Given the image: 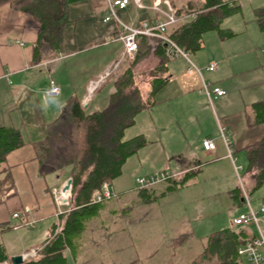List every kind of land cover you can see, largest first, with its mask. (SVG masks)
<instances>
[{"label":"crops","instance_id":"crops-1","mask_svg":"<svg viewBox=\"0 0 264 264\" xmlns=\"http://www.w3.org/2000/svg\"><path fill=\"white\" fill-rule=\"evenodd\" d=\"M111 1L114 0L71 3L59 51L38 62L33 60L38 22L29 13L13 9L9 4L0 6V125L19 128L26 142L9 152L0 164V224L10 226L8 233L13 232L18 239L11 255L40 248L42 241L48 238L52 223L57 222L51 189L69 179L65 173L42 177L38 172L33 143L45 136L46 124L58 115L66 98L75 94L82 100L88 81L118 58L122 47L117 37L122 26L137 27L154 18V0H143L145 8H137L130 0L124 7H116L111 19L105 21ZM170 1L181 9L180 15L184 19L189 15L186 11L188 4L192 9L199 8V0ZM234 33L235 39L241 36ZM257 37L256 33L252 37L249 35L248 42L243 45L232 41L233 38L217 54L218 62L210 60L199 67L200 73L189 71L192 69L189 64L180 71H172L167 65L171 59L168 57V80L155 93L156 103L140 112L131 126L136 128L133 136L143 134L148 143L128 158L121 175L111 182L116 197L100 203L96 215L81 219L79 238L72 248L65 250L66 259L69 258L71 264H142L141 258L153 257L160 250L159 246L149 247L145 255L140 254V243L145 246L139 237L141 233L133 235L138 243L136 246L131 234V230H135L130 228L132 221L142 226L151 219L133 218L129 224L127 215L135 207L159 203L175 192L188 198L192 194L190 190L215 182V179L219 180L215 183L219 194V184L225 185L220 177L227 175L224 166L235 169L220 137V127L225 129L233 143L234 156L243 173L246 166L243 149L264 137V124L254 122L253 108L254 103L264 100V39L257 42ZM163 53L160 41L149 37L147 52L135 62L133 69L139 66L145 68L144 73L151 71L162 63ZM212 62L216 67L208 70L207 66ZM49 78H54L59 85L58 96L45 94ZM202 79L223 88L225 95L209 100L200 94L197 89ZM106 83L95 89L85 107L93 104L94 111L106 104L112 90L99 99ZM142 83L137 82L139 88L145 90L144 93L141 91L143 97H147L149 81ZM205 137L214 140L213 150L203 149L201 142ZM131 160L134 161L128 166ZM166 168L186 170L177 179L185 176L184 184L177 186L168 181L156 184L145 190L146 193H155L154 201L142 200L137 189L132 188L134 177ZM240 180L252 189L253 180L248 174ZM231 187L225 191H228L232 203L243 204L241 192L238 200L232 195L240 185ZM130 196L137 198L133 200ZM25 207L30 208L28 213L24 212ZM16 212L21 214L20 218L12 217ZM28 221H33V228L27 225ZM181 234L183 232L173 229L172 234H167L169 242L165 246ZM184 234L186 237L193 235L192 232ZM112 258L114 262H111Z\"/></svg>","mask_w":264,"mask_h":264},{"label":"trees","instance_id":"trees-1","mask_svg":"<svg viewBox=\"0 0 264 264\" xmlns=\"http://www.w3.org/2000/svg\"><path fill=\"white\" fill-rule=\"evenodd\" d=\"M77 1L80 0H0V6L9 4L13 9L29 13L38 22L33 49V60L38 62L59 51L64 26L69 20V5ZM236 2L199 0V8L196 9L188 4L186 11L193 17L173 27L169 32L170 38L183 50L194 54L202 48L206 32L215 31L220 39L235 36L236 33L221 25L225 18L240 11ZM177 11L181 13V9ZM254 15L259 30L264 32V6L255 8ZM148 44L149 37L138 38L134 58L114 78V90L101 109L88 112L81 104V96L70 95L58 115L46 124L45 136L33 143L39 174L46 177L65 173L66 178H71V199L69 208L58 214V223H52L50 235L42 241L36 256L29 257L20 264H66L65 250L72 248L79 238L81 219L98 212L100 203L91 202L92 192L100 189L104 182L111 183L119 177L128 158L148 143L143 134L123 138L125 130L135 124L136 116L156 103L155 93L168 80V57L163 53L162 63L149 71L150 91L147 97H143L132 68L146 54ZM253 108L254 122L264 124V100L254 103ZM25 143L19 128L0 125V164L9 152ZM243 151L246 166L242 178L244 174H248L253 180L252 190H255L264 183V137L246 146ZM185 181L186 177L183 176L181 180L168 182L178 186ZM146 189L148 188L137 189L138 194L145 202H151L155 195L148 197L150 192L146 193ZM240 192L239 187L233 191L235 200L239 199ZM240 196L242 197L241 193ZM10 228L0 224V235ZM250 236L242 228L213 231L205 237L202 253L190 264L212 258H216L218 264H243L237 255V248ZM185 238L186 234H181L169 246H179ZM5 261L12 264L0 239V263Z\"/></svg>","mask_w":264,"mask_h":264},{"label":"rangeland","instance_id":"rangeland-1","mask_svg":"<svg viewBox=\"0 0 264 264\" xmlns=\"http://www.w3.org/2000/svg\"><path fill=\"white\" fill-rule=\"evenodd\" d=\"M236 1V3L240 6V11L225 18L222 22L221 27H228L232 32L240 33L239 35L241 36H237L239 38L236 39L234 38L236 35L231 37L230 39H220L215 31H209L205 33L202 39V48L195 54L190 53L185 59L183 57L171 58L167 62L168 67L172 71H180V69L185 68L188 64L190 66L193 65L199 68L207 64L210 60H216L218 62L217 54L222 50L224 45L233 38L235 40L232 41H239V45H243L245 41L248 42L249 35L252 37L254 33L258 35V37L256 38L257 42L264 39V34L259 30L254 15V9L264 6V0ZM83 59L84 57L82 58V60ZM132 59L133 58L129 57L123 58L118 66H115L114 64L111 67V74H109L107 76V79L105 80V82L107 81V83L99 93V99L103 94L109 92V90L113 91L114 87L112 83L114 78H116L123 71L128 63L132 61ZM231 63L232 62H230V64ZM133 68L132 71L135 76L136 82L140 84L142 82L149 81L150 75L149 72L144 73L145 68L139 66L135 69ZM139 68H143L144 70L140 69V71ZM203 73L204 72H202V74ZM136 74H138V76ZM140 88L144 93V88ZM92 105H90L89 107H85L86 111H92ZM139 126L140 123L137 127ZM135 129V127L127 128L124 132L123 138L127 139L132 137L134 134L133 131L135 132ZM132 161L134 160H131L128 166L133 163ZM235 165H240L239 160L235 161ZM224 167L225 168L223 169V171L225 172V174L227 172V175L220 177V180L222 179L225 181V185L219 184V194L215 184L216 182L219 183V180L215 179V182H207V184H203L205 187L201 185L190 190L192 194L188 198H186L184 194H178L175 192L172 194H168V196L164 198L165 200H161L159 203H152L147 206L135 207L133 208V210H131L130 214L127 215L129 224L132 220H134L133 218L145 217V219L147 220L151 219L148 223H145L142 226H138L137 222L134 223V221H132L130 224V228L135 230L134 232L131 230L135 245L138 246L137 240L133 236L134 233H141L139 234V237L140 240L142 238L141 241L145 245L144 247H142L140 243V246L138 248L139 253L145 255L149 247L152 248L155 245L159 246L160 249L153 257L141 258L143 261L142 264H190L200 253H202V243L204 242L206 235H209L213 231L222 228H232L234 230L242 228L249 234H256L258 232V228L255 224L241 226H236L233 224V219L236 218L240 213L248 212L249 208L246 204H233L228 191H225L226 188H229V186L231 187L240 185V178L242 179V170H239L237 173L235 169L233 171L230 170V168L226 165ZM140 176L143 175L141 174L134 177L133 183H135V179ZM231 183L233 185H231ZM244 187L247 190L248 194H250L251 207L253 208V210L257 211L261 203H264V187L260 186L255 190H252L247 185H244ZM132 188H136V184H132ZM149 192L150 194H148V197L152 198L155 193L153 191ZM130 198L135 200L137 196H130ZM180 202L181 204H179ZM177 204L178 206H175ZM156 213H158V217H155ZM155 218L161 219L156 220ZM176 219L177 222H175ZM258 226L262 232V235L264 236L263 215H260L258 217ZM173 229H178L180 232H183V234L184 232H192L193 235L190 234V236H187L179 246L177 245L175 247V249L173 247H169V245H166V247L165 243L169 240L166 238L167 234H172ZM0 239L5 245L9 257L11 258L13 255H11L10 251L15 248L18 240L17 237H15V234L13 232L8 233V231H5L0 235ZM26 248L27 247H25L24 249ZM38 249L39 248L34 249L36 253ZM30 250L31 249H26L25 252H22L26 253ZM36 253L33 256L29 257H35ZM172 253L174 255H172ZM111 260V262H114V258H112ZM121 261L122 260H120L119 262ZM0 264H10V262L6 261V263ZM67 264H71V260L69 258L67 260ZM198 264H218V261L216 258H212L209 260L203 259L202 261L198 262Z\"/></svg>","mask_w":264,"mask_h":264},{"label":"built area","instance_id":"built-area-1","mask_svg":"<svg viewBox=\"0 0 264 264\" xmlns=\"http://www.w3.org/2000/svg\"><path fill=\"white\" fill-rule=\"evenodd\" d=\"M130 0H114L111 1L108 5L107 15L104 17V20L107 21L111 19L114 15L116 7H124ZM132 3L137 8H145L143 0H131ZM152 9L154 10V18L152 20H146L141 22L137 27H127L122 26L120 29L117 39L121 43V51L119 53L118 59H116L109 67H107L102 73L97 75L95 78L90 79L86 85V94L81 100V104L85 106L88 103V100L91 94L97 89L105 80L107 76L111 74V67L115 64L118 66L123 58L129 57L134 58L137 51V40L139 37L145 36L150 38H156L160 41L163 46L164 53L169 58L175 57H184L187 58L188 52L179 47L169 36L170 30L184 22V19L180 13H178L177 8L173 6L170 0H154L152 3ZM193 17L188 15L187 19ZM216 67V63L212 62L207 66L208 70H213ZM192 69L189 71H195L200 73V69L191 65ZM60 87L57 84L54 78H49L48 88L45 90L47 96H58L60 94ZM197 91L200 94L205 95L209 100L212 98H217L225 95L226 91L217 85H212L210 82L201 80V84L198 87ZM220 137L222 138L228 157L235 163V148L225 129L220 127ZM201 145L204 150L211 151L215 148V142L210 137H205ZM235 171L238 173L242 167L235 165ZM186 170H180L175 168H166L163 170L155 171L135 179V184L137 189L150 188L156 184L177 180ZM241 179V178H240ZM65 180L59 186H55L51 189V194L56 205L55 218L56 223H58V214L65 211L70 205L71 199V188L64 189L66 185ZM240 180V190L242 195L243 204H246L249 208L248 212L240 213L236 218L233 219V224L236 226L240 225H256L258 232L250 236L244 243L238 246L237 255L242 261L243 264H264V236L258 226V217L260 215L264 216V203H261L257 211L253 210L251 207L250 194H248L244 185H242ZM116 197V192L114 191L111 183L104 182L100 189H97L92 192L91 202L93 203H102L105 200H109ZM24 212L28 213L30 211L29 207H25ZM13 218H20L21 214L16 212L12 214ZM27 225L30 228L34 227L33 221H28ZM58 230V228H57ZM56 230V231H57ZM36 253L34 249L26 253H22L24 259L29 256H33ZM2 263H6L2 262Z\"/></svg>","mask_w":264,"mask_h":264},{"label":"water","instance_id":"water-1","mask_svg":"<svg viewBox=\"0 0 264 264\" xmlns=\"http://www.w3.org/2000/svg\"><path fill=\"white\" fill-rule=\"evenodd\" d=\"M70 188H71V178L67 179L64 189H70ZM10 260L12 264H20L25 259L23 258L22 254H16V255H13L10 258Z\"/></svg>","mask_w":264,"mask_h":264}]
</instances>
